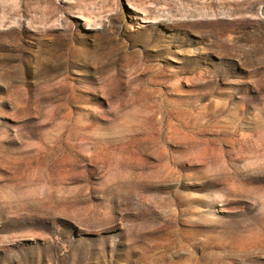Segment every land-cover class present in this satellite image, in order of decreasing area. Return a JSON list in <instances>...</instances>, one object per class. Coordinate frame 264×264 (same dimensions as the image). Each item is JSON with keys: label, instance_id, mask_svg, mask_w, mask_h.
I'll return each instance as SVG.
<instances>
[{"label": "rangeland", "instance_id": "rangeland-1", "mask_svg": "<svg viewBox=\"0 0 264 264\" xmlns=\"http://www.w3.org/2000/svg\"><path fill=\"white\" fill-rule=\"evenodd\" d=\"M0 264H264V0H0Z\"/></svg>", "mask_w": 264, "mask_h": 264}]
</instances>
